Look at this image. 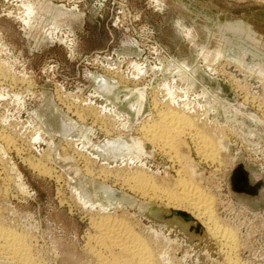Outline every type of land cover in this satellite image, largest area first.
Wrapping results in <instances>:
<instances>
[{
	"label": "rangeland",
	"instance_id": "rangeland-1",
	"mask_svg": "<svg viewBox=\"0 0 264 264\" xmlns=\"http://www.w3.org/2000/svg\"><path fill=\"white\" fill-rule=\"evenodd\" d=\"M171 111L212 137L214 161L188 130L169 132ZM159 114L177 157L124 148V164L100 152L120 166L99 174L88 150L129 143ZM239 156L247 180L262 181L256 197L229 189ZM135 169L167 188L194 178L231 230L229 257L163 200L129 189L122 179ZM104 213L126 219L158 264H264V0H0V225L26 236L36 264H93L90 222Z\"/></svg>",
	"mask_w": 264,
	"mask_h": 264
},
{
	"label": "bare ground",
	"instance_id": "bare-ground-1",
	"mask_svg": "<svg viewBox=\"0 0 264 264\" xmlns=\"http://www.w3.org/2000/svg\"><path fill=\"white\" fill-rule=\"evenodd\" d=\"M98 86L104 87L102 88L104 92H109L111 88L113 87V85L108 80L106 84L105 83L100 84L99 82ZM138 92L135 93L134 100H132V102L129 103V107L134 108L136 112H139L142 109L143 103L146 101V97L143 94V91L142 92L138 91ZM132 94L133 93H131V95ZM180 113H183V112H180ZM76 114H80L78 115L79 116L78 118H80V120L81 118H83L82 117L83 113L81 114L77 112ZM162 114H159V116H162ZM168 114L170 115L169 122H171L173 126L172 128L170 127L171 129H169L168 127L171 124L167 126L166 125L167 123L165 124L163 122V121H166V119L168 118L165 119L162 116V118H164L165 120L162 118H159L160 121L153 120L150 123L148 121H142V123L139 126L140 128L139 131L141 130V132L139 133V136L131 137L129 143L121 141L117 138L115 141L113 140V142H110L111 146L108 149H106L107 148L106 142L105 144L100 146L101 151H95V150H90V149L88 150L87 148H84V149H87L91 153L90 155L95 157L98 162L101 161L100 164H103L101 165V167H98L100 168L99 174L101 173L102 175L107 176L105 174H108V172H111L112 169L116 168L115 166H120L119 164L118 165L110 164V163H113L114 161L118 163L117 160L119 158H121L120 160L121 162L127 161L124 158L125 154H122L121 152V149H124V148L132 150V152L137 151L135 154L139 156H144V157L146 156L149 159H152L157 155L155 152L156 150L157 152L161 151V153H163L164 155H168V157L171 159L175 158L176 155H174L175 153L173 152V150H171L172 147H175L174 146L175 135L172 133L173 135L171 134L172 136H170V139H169V136H168L169 133L167 136L165 134V131L167 132L168 129H169V132H171V130H174L175 134L184 132V131L186 132V130H188L187 131L188 134L191 136V138L194 141L195 140L197 141V144L203 143L199 145L210 147L208 150L205 148L201 149V147L199 146L200 150L198 152L200 153V156L204 159L214 161V159L216 158L215 153H217V151L215 152L214 149L215 150L217 149L214 146H213L214 148L211 147L212 145H214V142L212 143L211 141H209V138H212V137H209V136L207 137V135H200L197 132L198 130H195L196 128L192 127V125L195 126V123L192 124L191 123L192 120L189 119V117L186 114H179L178 112L176 113L173 111H171V113L168 112ZM164 116L168 117L167 114ZM84 119L85 118H83V120ZM102 121L105 123L109 122L107 120H102ZM161 121L167 126L168 128L167 130H165L164 124L161 123ZM109 124H112V123L109 122ZM105 129L110 130V128H105ZM5 142L9 144V142L6 141V139H5ZM217 143H218V140H217ZM226 144L227 142L225 140H221L219 141L218 145L221 148L222 147L225 148ZM100 152L106 155L113 156V157H118V159H114V158L111 159L112 157L106 158V156L104 154H101ZM79 154L83 157L85 161H87L85 163H88V162L91 163V161L89 160L90 157L86 153H82V154L79 153ZM128 159H129L128 161L130 162L132 161L131 157H128ZM125 162L124 164H126ZM138 162L141 163L140 160ZM131 163H134V162L132 161ZM106 165L111 166L112 169L105 168ZM42 167L38 166L37 169L41 172L43 171L46 172L47 170L45 169L47 168H42ZM87 167L88 166H86V168ZM105 169L106 171H104ZM183 172L184 171H182V173ZM153 176H154L153 174H151L149 171H145V169L144 170L135 169L131 175L124 176L122 180L127 185V187H129V189H131L134 193H138L141 196L147 197L149 199L156 198L159 200H163L165 204L163 205V207L168 208L169 210L171 209L181 210L187 213L194 222L198 223L200 227L204 229L205 232H207L210 238H213L217 240L218 242H220V245L222 246L227 256L229 257L228 251H230V249L228 248H231V245H229L230 240L228 241V239L230 238L232 240L231 230L230 228H227L221 225L218 222L215 215L212 213V207H213L212 198L213 197L208 195L209 193H207V191L204 188L200 187L199 184L197 185L196 184L197 182L195 183V181L193 180L194 178L192 179L194 182H192V180H189L190 179L189 177L191 176H186V174L180 175L178 178L176 177V180L174 182V184L176 183L175 187L173 188L169 187L170 189L163 186V184L160 181L159 182L161 184H158L159 182L157 183L153 179L154 178ZM90 224L93 227L95 234L93 235L92 238L89 239L90 242L88 245H86L85 248H87V252L93 257L92 258L94 259L93 264H158L156 262V258H154V254H152L150 251L151 249L149 248V245L144 241L143 238H141L142 236L140 237V235H138V233H136L131 228V225H129L128 221H126V219H124L123 217H118V215L116 216V213H104L101 216H99L98 219L93 218ZM89 236L91 237V234ZM29 247L30 246L26 240V236H23L22 234L15 232V230H12L10 228H6L0 225V256L1 257L8 259V261L15 262L16 264H36L35 261L32 260L33 256L30 252ZM230 262L232 261L230 260Z\"/></svg>",
	"mask_w": 264,
	"mask_h": 264
},
{
	"label": "water",
	"instance_id": "water-1",
	"mask_svg": "<svg viewBox=\"0 0 264 264\" xmlns=\"http://www.w3.org/2000/svg\"><path fill=\"white\" fill-rule=\"evenodd\" d=\"M237 163L231 170L229 171L228 175V186L230 191L233 194L245 196V197H256L259 192V188H261L262 181L255 180L253 182H249L247 180L246 174L244 169L241 167V164L238 163L241 160V157H237ZM240 164V165H239ZM167 216H178L183 222H191L193 221L191 217L181 211V210H169V214ZM194 222V221H193ZM188 228L191 231L199 232L201 227L198 223L194 222V224H188Z\"/></svg>",
	"mask_w": 264,
	"mask_h": 264
}]
</instances>
